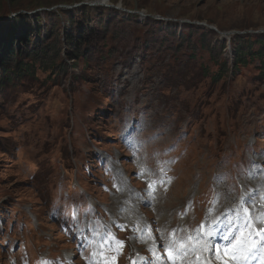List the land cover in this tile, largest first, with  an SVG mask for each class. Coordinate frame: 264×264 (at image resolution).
Instances as JSON below:
<instances>
[{
	"label": "rangeland",
	"instance_id": "obj_1",
	"mask_svg": "<svg viewBox=\"0 0 264 264\" xmlns=\"http://www.w3.org/2000/svg\"><path fill=\"white\" fill-rule=\"evenodd\" d=\"M35 1L14 0L11 12V3L0 0V31H5L2 23L15 26L18 14L40 15V33L33 36V43L46 40L54 31L49 19H54L44 13L56 9L63 13L62 19L57 18L61 26L58 24L55 34L61 42L63 33L69 36L71 10L83 3L92 8H107L108 4L125 10L139 8L150 14L148 24V20L135 19L139 24L135 27L133 23L116 26L103 22L108 34L120 29L137 44L139 37L143 42L148 38L153 47L155 40L171 33V29L160 33L151 24L176 32L174 38L167 35L170 43L160 46L159 54L152 50L142 59L127 45L125 54L134 55L127 59L131 64L100 62L81 76L86 82L77 79L71 83L74 71L79 77V63L77 70L68 69L66 80L42 85L47 75L37 74L38 81H20L8 90L0 89V264H33L36 253L41 257L48 251L63 256L71 252L72 243L58 226L59 221L68 222V211L54 209L62 216L59 221L55 211L50 213L52 220L42 218L50 198L65 210L70 205L88 206V212L74 210L72 216L78 214L89 225L87 231L84 226L83 234L98 243L101 251L115 249L125 236L134 244L130 234L140 231L131 230L133 220L125 219L124 207L119 212L116 208L125 199V191L131 193L129 199L135 197L133 201L151 200L156 195V214L149 213L154 225L166 227L167 233L183 228L188 241L181 233L182 243L201 248L203 241L197 244L192 239L197 231L202 235L208 223L223 213V205L237 200L240 190L246 189L252 196L255 187L264 183V80L257 78L255 60L240 67L238 76L227 75L214 84L212 73L202 76L201 69L208 66L215 72L216 68L201 50L191 61L190 50L174 59L169 47L181 39L184 46L192 41L189 45L193 47L203 32L208 39L215 33L220 41L226 40L219 37L225 33L231 36L230 43L235 37L250 42L264 37V0H107L106 4L80 0L75 7L72 0H38L44 6L39 8ZM91 12V29L97 31L93 43L90 41L94 46L102 41L104 32L99 30L97 12ZM34 23L29 18L16 31ZM83 24L80 21L74 29ZM105 40L107 47L117 41ZM230 43L225 42L221 55L229 67L234 55ZM25 44L19 46L20 52ZM117 52L124 59L121 48ZM173 63L177 77L171 81L175 72L166 75L164 71ZM96 157L103 164H96ZM142 168L149 171L147 178L138 175ZM210 190V207L198 210L197 198ZM140 224L137 221V227Z\"/></svg>",
	"mask_w": 264,
	"mask_h": 264
},
{
	"label": "trees",
	"instance_id": "obj_2",
	"mask_svg": "<svg viewBox=\"0 0 264 264\" xmlns=\"http://www.w3.org/2000/svg\"><path fill=\"white\" fill-rule=\"evenodd\" d=\"M9 4L11 3V12L15 10L12 6L15 2L14 0H8ZM73 3H80V0H72ZM36 5L35 8L44 7L41 6L43 3L38 2L36 0L34 2ZM96 11L98 14L99 21V30L103 33L102 41L99 44L91 46L90 41L93 43V35L97 32L91 29V24L89 21V16L92 17V12ZM60 12V13H59ZM72 17H70L69 26L71 27L69 36L68 34L63 33V39L59 42V39L55 37V34L58 32V24L60 25L57 18L62 19V11L61 10H47L45 12L46 17H53L54 20L49 19L51 21V26L54 27V31L49 33L46 40H39L36 43H33L34 35L40 33L38 29L40 27V15L30 17L27 14H18L14 19L15 26H11L5 23H2L4 26L1 27L5 29L4 32L0 31V89L8 90L9 87H13L17 85L20 81L28 83L31 81H38L36 79L37 74L47 75L44 79V84H53L56 81L66 80L67 75L69 76L68 69L77 70L79 63H82L80 67L81 71L77 77L74 73L71 74V83L79 79L80 81L86 82V78L81 77L88 71L93 69L94 66H98L105 61H123L125 64H131V60H127L129 57L134 56L133 54H125L129 52V48L127 45L132 46L139 57L142 59L144 56L149 55V53L154 50L155 54H159L160 46L165 43H170V39L167 38V35L171 34L172 37H175V32L171 27L167 29L163 28L162 25L151 24L150 26L155 27L154 30L163 33V31L168 32L171 29V33L164 35L161 39H157L154 42L153 47L150 45L148 38H145V34L143 37L145 41L140 40V37L136 41H131L124 37L123 33L119 32L120 29H115L108 34L107 27L103 26V22L114 23L116 26H139V24H135V17L128 15L127 19H123L118 11L113 9L104 8V7H88L86 5H80L71 10ZM92 13V14H91ZM2 15V5L0 3V16ZM34 20V25L32 27H26L24 31L19 32L18 30L21 26L25 27L28 20ZM91 19V18H90ZM110 19V20H109ZM148 20V21H147ZM151 18H147L146 24L151 21ZM84 23L81 26H78L76 29L75 26L77 23ZM127 23V24H125ZM61 26V25H60ZM65 27H62V30L65 32ZM16 31V32H15ZM134 34V31H133ZM208 33L203 32L200 38L198 39L195 46L191 47L189 44L193 42H187L185 46L183 43L184 40L181 39L180 43H177L175 40V44L169 49L174 54L173 58L177 59V55L182 53L184 50H190L191 61H194V58L199 52L202 51L203 54L207 55V58L212 66L216 68L215 72L211 71L210 67H205L203 74L201 71L200 74L202 76H209L210 73L213 75L210 77L211 81L214 84H218L219 80L226 77L227 75L238 76L237 72L240 67H245L252 63L253 61H257V78L259 82L264 80V37H257L254 41L250 42L249 38H234L231 41V49L234 52L233 61L231 67L227 60L221 58L224 50L226 49V44L224 41H220L217 39L215 33L212 32L210 38H207ZM108 37L113 38V40H117L116 44L113 43L112 47L105 46V42ZM153 41V40H150ZM25 44V49L23 52L19 51V46ZM193 45V44H192ZM253 45H257L256 49H253ZM152 47V48H151ZM122 50V59L121 56L118 55V50ZM156 48V49H155ZM158 48V49H157ZM81 60V61H80ZM177 62V60H176ZM110 67H107V69ZM165 74L170 72H175L174 75L171 76L170 80L173 81L174 77H177V68H175V64L173 63L170 67H166ZM64 76L60 78L61 75ZM258 82V83H259ZM3 94L2 96H5ZM108 97V96H106ZM50 201V199H48Z\"/></svg>",
	"mask_w": 264,
	"mask_h": 264
},
{
	"label": "snow or ice",
	"instance_id": "obj_3",
	"mask_svg": "<svg viewBox=\"0 0 264 264\" xmlns=\"http://www.w3.org/2000/svg\"><path fill=\"white\" fill-rule=\"evenodd\" d=\"M219 179V178H218ZM256 194L253 193L252 196L254 197ZM218 200V197H217ZM252 197H244L241 200V206L235 210H230V212L228 214L233 215L235 217L234 220L229 221V228L226 229L225 231H223V233L220 235V239L221 240H229L231 233L233 231V229L231 228L232 224H236L237 222H239L244 228H247L249 226V223L251 222V217L250 215L247 213V208L245 207V205L252 203ZM259 220L261 222H264V215H261L259 217ZM217 235V229L216 228H209L205 231L204 235H201L199 230L197 231L195 237H193V241L194 243H200L201 241L204 242L203 247L197 249L195 247H190V248H184L180 251H176L175 255L176 256H185L187 254H191V253H195L196 251H200V252H204L207 251L209 252L210 255H214L215 252L221 247V245H219L218 243H216L215 241V236ZM106 238V237H105ZM262 240H264V236H262ZM101 243H103V240H101ZM110 246V245H109ZM261 248L264 249V243L261 244ZM166 251L169 252V255L172 256V253L174 251V249H172L171 244L169 245V247L166 249ZM244 251V248L241 247H237L234 250L233 256L235 258L240 257V254ZM255 255V253H253V256ZM252 257H248V259H251ZM173 264H174V258H173ZM196 264H199V261L196 262ZM246 264V262H245Z\"/></svg>",
	"mask_w": 264,
	"mask_h": 264
},
{
	"label": "bare ground",
	"instance_id": "obj_4",
	"mask_svg": "<svg viewBox=\"0 0 264 264\" xmlns=\"http://www.w3.org/2000/svg\"><path fill=\"white\" fill-rule=\"evenodd\" d=\"M100 3H103V4H106V3H108V1L107 0H100L99 1ZM116 200V199H115ZM161 202V201H160ZM163 221V220H162Z\"/></svg>",
	"mask_w": 264,
	"mask_h": 264
}]
</instances>
